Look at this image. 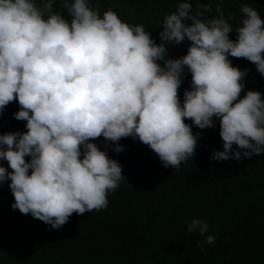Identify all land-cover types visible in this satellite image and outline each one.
Masks as SVG:
<instances>
[{"label": "clouds", "instance_id": "clouds-1", "mask_svg": "<svg viewBox=\"0 0 264 264\" xmlns=\"http://www.w3.org/2000/svg\"><path fill=\"white\" fill-rule=\"evenodd\" d=\"M53 4L0 0V114L18 101L14 118L27 122L26 132L0 134V160L11 169L0 166V184L10 179L13 210L59 230L73 213L106 208L108 193L125 179L119 162L91 142L101 136L116 153L123 151L122 138H138L164 167L179 169L202 135L185 119L206 129L215 117L223 150H213L211 159L264 153V98L255 90L241 98L248 70L228 58L247 59L264 76V19L256 9L241 5L242 26L232 40L222 4L205 21L211 6L193 11L184 0L164 17L157 44L142 25L111 9L101 15L88 0H63L70 22ZM185 40L191 42L185 55L166 58V43ZM185 68L191 88L181 103ZM208 229L199 218L186 227L212 244Z\"/></svg>", "mask_w": 264, "mask_h": 264}, {"label": "trees", "instance_id": "trees-1", "mask_svg": "<svg viewBox=\"0 0 264 264\" xmlns=\"http://www.w3.org/2000/svg\"><path fill=\"white\" fill-rule=\"evenodd\" d=\"M43 2L36 0L38 6ZM88 2L93 8L98 5L101 15L111 9L122 21L142 25L159 44L164 17L184 0ZM187 2L193 4V11L197 4L211 6L212 11L201 18L205 21L215 17L216 6L222 4L224 17L233 27L229 33L232 40L238 35L235 28L242 26V4L256 9L264 19V0ZM53 11L61 12L70 22L63 0H54ZM190 43H166V58L185 55ZM228 58L232 66L248 70L241 98L248 90L259 91L264 98V76L255 64L244 58ZM158 63L164 66L163 60ZM181 80L178 95L182 103L185 90L191 88L187 68ZM19 109L18 101L6 106L0 114V134L27 131V122L14 118ZM213 119L214 127L206 129L185 119L194 135H202L194 156L179 169L164 167L138 138H122L118 143L123 151L119 153L102 136L91 141L119 162L125 180L108 193L106 208L83 216L73 213L59 230L31 214L13 210L10 179L0 184V264H264V153L239 161L211 159L213 150H223L219 120ZM233 150H238L235 145ZM0 166L11 171L7 161L0 160ZM193 218L208 223L207 235L216 237L214 243L204 244V237L187 232Z\"/></svg>", "mask_w": 264, "mask_h": 264}]
</instances>
